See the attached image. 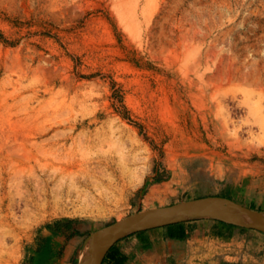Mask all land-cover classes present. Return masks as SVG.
<instances>
[{
  "label": "rangeland",
  "instance_id": "obj_1",
  "mask_svg": "<svg viewBox=\"0 0 264 264\" xmlns=\"http://www.w3.org/2000/svg\"><path fill=\"white\" fill-rule=\"evenodd\" d=\"M114 2L0 0L21 124L0 134V264H78L94 230L198 196L264 210V0H136L133 21ZM183 222L159 264H264V232Z\"/></svg>",
  "mask_w": 264,
  "mask_h": 264
},
{
  "label": "water",
  "instance_id": "obj_2",
  "mask_svg": "<svg viewBox=\"0 0 264 264\" xmlns=\"http://www.w3.org/2000/svg\"><path fill=\"white\" fill-rule=\"evenodd\" d=\"M238 211L242 216H234ZM172 218V219H169ZM210 218L244 228L256 229L264 232V210L254 209L223 195H204L171 204L150 207L133 212L119 218L108 225L91 232L83 241L78 264H88V257L94 240L107 233L117 232L105 248L99 264L106 250L119 238L138 231L161 227L185 220Z\"/></svg>",
  "mask_w": 264,
  "mask_h": 264
},
{
  "label": "crops",
  "instance_id": "obj_3",
  "mask_svg": "<svg viewBox=\"0 0 264 264\" xmlns=\"http://www.w3.org/2000/svg\"><path fill=\"white\" fill-rule=\"evenodd\" d=\"M65 222L67 223L60 225V227L58 226L59 230H63V231L68 230V229L73 230L75 227H77L73 223L69 224L68 222L70 221H65ZM194 222H201V221L196 220ZM179 223H182V225H179ZM186 224H187L186 222L172 223V224L161 226V227L138 231L139 233H132L129 235H125L117 239L106 250L100 264H104L105 262H109L110 264H117V259H119L122 256L125 257L123 264H127V261L129 260V256L131 253L130 251H128V249L124 245H126L125 242H127L126 240L128 239L131 241L136 240L138 243L141 244V246L146 247V250L144 249L142 251L143 252L142 257L146 260L147 264H155V262L159 264L162 260L163 261L165 260V257L167 255L177 253L175 249L169 247L171 244L179 245L183 241H189L188 240L189 239L188 238L189 229L187 228ZM182 226L184 229V233L183 234L181 233L180 235V233L178 234V232L180 231V228ZM198 226L201 227L202 224L198 223ZM233 227L237 228V229H233L234 233H236V231H239L240 229L243 228V227H238V226H233ZM159 229H161V232H162L161 238L165 237V241H163L162 243H159V240H158L159 237L154 236L152 233H150L153 230H159ZM256 231H257L256 229L244 228V238L246 237L247 234L256 235L255 233ZM171 232L173 233V235H170ZM194 237H196V234L192 238ZM155 242H158V245H156ZM178 254L179 256H181L180 253ZM150 259L154 261L156 260V261L155 262L153 261L150 263L149 262Z\"/></svg>",
  "mask_w": 264,
  "mask_h": 264
},
{
  "label": "bare ground",
  "instance_id": "obj_4",
  "mask_svg": "<svg viewBox=\"0 0 264 264\" xmlns=\"http://www.w3.org/2000/svg\"><path fill=\"white\" fill-rule=\"evenodd\" d=\"M114 1H116L115 5L117 6V8L115 7V9H117V10L121 9L122 13L123 12L128 13L127 16L129 18V20L133 21L136 18V16H135L136 15V9L135 8L138 5L136 3V0H113V2ZM118 13H120V12H118ZM121 15L124 16V14H121ZM122 16H120V17H122ZM139 30H140V28H139ZM0 102H1V100H0ZM5 102H7V101H4V103ZM1 103H3V101ZM1 103H0V134H4L5 131L10 130V131L14 132V133L12 132L13 134L17 135V133H18L17 130L20 128L21 124L18 120L14 119L12 117V115H11L12 110L9 108L10 103H7V104H9L8 105L9 107L7 105H4V103L3 104H1ZM20 113H22V112H20ZM15 132H17V133H15ZM6 134H8V133H6ZM232 213L234 214V216H242V214L238 211H233ZM169 219H172V218H169ZM117 234H118L117 232L107 233L103 237L98 238V240L97 239L94 240L92 250H91L90 255L88 257V264H99L100 258L102 256L105 248L109 245V243L112 241V239Z\"/></svg>",
  "mask_w": 264,
  "mask_h": 264
},
{
  "label": "trees",
  "instance_id": "obj_5",
  "mask_svg": "<svg viewBox=\"0 0 264 264\" xmlns=\"http://www.w3.org/2000/svg\"><path fill=\"white\" fill-rule=\"evenodd\" d=\"M179 225H182V223H179ZM135 233H139V232H135ZM179 233H180V235H181V233L182 234L184 233L183 226L180 228V231L178 232V234ZM170 235H173V233L171 232ZM124 260H125L124 256L120 257L119 259H117V264H123Z\"/></svg>",
  "mask_w": 264,
  "mask_h": 264
}]
</instances>
